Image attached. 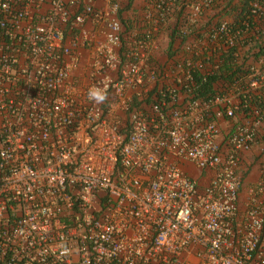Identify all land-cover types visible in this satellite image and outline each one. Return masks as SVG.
<instances>
[{
	"label": "built area",
	"instance_id": "2783aa9c",
	"mask_svg": "<svg viewBox=\"0 0 264 264\" xmlns=\"http://www.w3.org/2000/svg\"><path fill=\"white\" fill-rule=\"evenodd\" d=\"M123 4L0 0V264H264V0Z\"/></svg>",
	"mask_w": 264,
	"mask_h": 264
},
{
	"label": "crops",
	"instance_id": "0c3cea01",
	"mask_svg": "<svg viewBox=\"0 0 264 264\" xmlns=\"http://www.w3.org/2000/svg\"><path fill=\"white\" fill-rule=\"evenodd\" d=\"M141 9H142V0H126V4L125 5L123 4L122 7L123 18L129 17L133 13H138L141 11ZM83 27L86 28V30L89 33L94 34L95 32H97L96 25L90 22H86ZM89 52L90 49H86L83 51V56H85V59L88 58V55L90 56ZM155 53H158V50ZM263 156H264V124L260 127L257 139L250 148V150L243 153L242 160L238 169L239 174L243 178L242 186L239 194L240 206H244L245 199L248 195V189L252 187L259 179V175H260L259 166ZM184 166L190 171L195 170L193 171V176L198 177L201 183L205 182L201 170L196 169L194 166L190 164Z\"/></svg>",
	"mask_w": 264,
	"mask_h": 264
},
{
	"label": "trees",
	"instance_id": "16d2710c",
	"mask_svg": "<svg viewBox=\"0 0 264 264\" xmlns=\"http://www.w3.org/2000/svg\"><path fill=\"white\" fill-rule=\"evenodd\" d=\"M121 20H122L123 25L125 26V30L130 29V25L128 24L126 19L122 18ZM261 41H264V35L261 36V38L259 39V42L257 44L252 45L251 47H255L256 49H258L259 52H262L264 50V42L261 43ZM252 51L257 52L255 49H253ZM159 52H161V53H159ZM171 55H172V53L169 51L159 50L158 53L151 55V62L152 63L155 62V64H158L159 60L167 59ZM250 56H251V54H248L245 56V58L250 57ZM225 60L227 61V59H225ZM226 61H225L224 65L226 63H227V65H225L220 71H216L215 75L209 77L208 81L201 87L198 94L207 95L208 93H213L215 81H217V82L231 81L234 76H237L241 72L240 67H238L237 65L232 64L228 61L226 62ZM238 169H239V167L237 168V173L239 174ZM241 179H243V178L241 177ZM240 190H241V188H240ZM240 190H239V194H240Z\"/></svg>",
	"mask_w": 264,
	"mask_h": 264
},
{
	"label": "rangeland",
	"instance_id": "374dc122",
	"mask_svg": "<svg viewBox=\"0 0 264 264\" xmlns=\"http://www.w3.org/2000/svg\"><path fill=\"white\" fill-rule=\"evenodd\" d=\"M193 171H195V170H193ZM193 171H191V175L193 176ZM196 178H198V177H196Z\"/></svg>",
	"mask_w": 264,
	"mask_h": 264
},
{
	"label": "clouds",
	"instance_id": "9594fccd",
	"mask_svg": "<svg viewBox=\"0 0 264 264\" xmlns=\"http://www.w3.org/2000/svg\"><path fill=\"white\" fill-rule=\"evenodd\" d=\"M93 95H95V93H93ZM100 99H102V97H100Z\"/></svg>",
	"mask_w": 264,
	"mask_h": 264
}]
</instances>
